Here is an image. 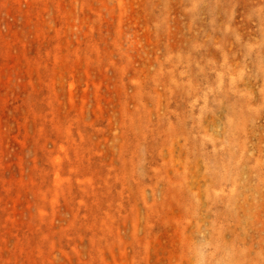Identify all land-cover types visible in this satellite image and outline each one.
I'll use <instances>...</instances> for the list:
<instances>
[{
    "label": "rangeland",
    "instance_id": "obj_1",
    "mask_svg": "<svg viewBox=\"0 0 264 264\" xmlns=\"http://www.w3.org/2000/svg\"><path fill=\"white\" fill-rule=\"evenodd\" d=\"M0 264H264V0H0Z\"/></svg>",
    "mask_w": 264,
    "mask_h": 264
}]
</instances>
